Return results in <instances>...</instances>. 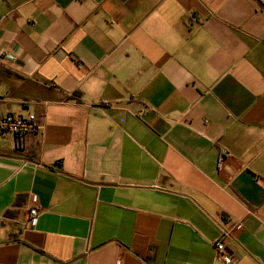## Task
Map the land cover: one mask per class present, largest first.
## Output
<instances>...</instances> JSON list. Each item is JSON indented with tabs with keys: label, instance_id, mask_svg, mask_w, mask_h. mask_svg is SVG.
Instances as JSON below:
<instances>
[{
	"label": "crops",
	"instance_id": "crops-1",
	"mask_svg": "<svg viewBox=\"0 0 264 264\" xmlns=\"http://www.w3.org/2000/svg\"><path fill=\"white\" fill-rule=\"evenodd\" d=\"M6 114L0 264H264V0H0Z\"/></svg>",
	"mask_w": 264,
	"mask_h": 264
},
{
	"label": "built area",
	"instance_id": "built-area-1",
	"mask_svg": "<svg viewBox=\"0 0 264 264\" xmlns=\"http://www.w3.org/2000/svg\"><path fill=\"white\" fill-rule=\"evenodd\" d=\"M40 127L36 117L29 114L25 117L14 114H6L0 117V133H9L17 139H22L28 135L36 134ZM39 212L36 207L29 210V224L35 226ZM230 239V233L223 230L219 237L213 242V247L218 254L226 253V244Z\"/></svg>",
	"mask_w": 264,
	"mask_h": 264
}]
</instances>
